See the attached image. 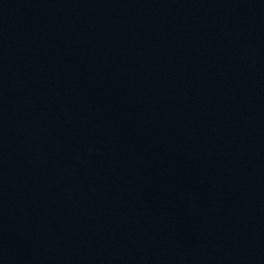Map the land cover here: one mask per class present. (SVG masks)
Segmentation results:
<instances>
[{
	"label": "water",
	"instance_id": "95a60500",
	"mask_svg": "<svg viewBox=\"0 0 264 264\" xmlns=\"http://www.w3.org/2000/svg\"><path fill=\"white\" fill-rule=\"evenodd\" d=\"M0 264H264V0H0Z\"/></svg>",
	"mask_w": 264,
	"mask_h": 264
}]
</instances>
